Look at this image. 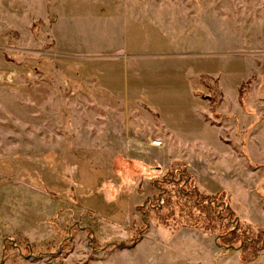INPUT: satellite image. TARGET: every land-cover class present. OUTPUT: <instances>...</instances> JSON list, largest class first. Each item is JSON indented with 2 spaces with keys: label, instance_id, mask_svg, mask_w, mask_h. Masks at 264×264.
<instances>
[{
  "label": "rangeland",
  "instance_id": "obj_1",
  "mask_svg": "<svg viewBox=\"0 0 264 264\" xmlns=\"http://www.w3.org/2000/svg\"><path fill=\"white\" fill-rule=\"evenodd\" d=\"M151 2L195 13L119 9ZM260 130L264 0H0V264H264L160 187L185 170L258 235Z\"/></svg>",
  "mask_w": 264,
  "mask_h": 264
},
{
  "label": "trees",
  "instance_id": "obj_2",
  "mask_svg": "<svg viewBox=\"0 0 264 264\" xmlns=\"http://www.w3.org/2000/svg\"><path fill=\"white\" fill-rule=\"evenodd\" d=\"M177 172L171 171L161 182L164 196L168 195L169 185H179L183 197H194L197 206L204 208L208 212L207 216L211 217L214 222V228H222L219 233V242L223 246H234L236 242L241 244V258L243 261H250V258H256L257 253L261 248H264V229H260L258 235L250 232L249 226L241 225L238 216L235 214L230 204V196L227 192L221 191L215 195H202L197 190L195 182L191 176L185 171L181 170L177 177ZM184 187L186 189H184ZM191 187V188H190ZM163 203V200H162ZM157 207V208H156ZM152 208L161 210L160 205L152 204ZM216 211V214H213ZM212 213V214H211ZM213 215V217L211 216ZM224 224V225H222ZM250 233L252 235H250ZM252 254V256H250Z\"/></svg>",
  "mask_w": 264,
  "mask_h": 264
},
{
  "label": "crops",
  "instance_id": "obj_3",
  "mask_svg": "<svg viewBox=\"0 0 264 264\" xmlns=\"http://www.w3.org/2000/svg\"><path fill=\"white\" fill-rule=\"evenodd\" d=\"M114 2H115V4H117V1H114ZM119 9L123 10V14H125V16L132 14L133 17H135V18L143 17V18H147L148 20H152L155 24L156 23L162 24V25L172 24L175 27H178L177 25H179V24L185 25L187 19L191 18L192 14L195 13L192 10V8H190V7L169 6L168 4H163V2H155V4H154V2H151L150 5H148L146 7H141V8L137 7L136 5H130L128 7L120 6ZM148 108H149V110H151V113H155L150 107H148ZM155 115H158V113H155ZM242 124H243V122H242ZM249 125H250V121L247 125H243V126L248 127ZM162 126H163V132H164L162 137H164V139L167 141V136H168V134H170V132H169V129L167 130L165 125H162ZM213 126L221 129V131H222V127H220L218 125H213ZM261 131H262V133H260ZM257 135L264 136V130H260ZM161 139H163V138H161ZM210 172L212 173L213 171L211 170ZM217 175L219 176V175H223V174L217 173ZM232 176H233L232 179H231V177H229L228 179L236 181V182L242 180L241 178H243V176L241 174H233ZM224 178H226V177H224ZM259 224L261 226H264V220L260 221Z\"/></svg>",
  "mask_w": 264,
  "mask_h": 264
},
{
  "label": "bare ground",
  "instance_id": "obj_4",
  "mask_svg": "<svg viewBox=\"0 0 264 264\" xmlns=\"http://www.w3.org/2000/svg\"><path fill=\"white\" fill-rule=\"evenodd\" d=\"M155 145H160V143L155 142Z\"/></svg>",
  "mask_w": 264,
  "mask_h": 264
},
{
  "label": "built area",
  "instance_id": "obj_5",
  "mask_svg": "<svg viewBox=\"0 0 264 264\" xmlns=\"http://www.w3.org/2000/svg\"><path fill=\"white\" fill-rule=\"evenodd\" d=\"M160 143V142H159Z\"/></svg>",
  "mask_w": 264,
  "mask_h": 264
}]
</instances>
